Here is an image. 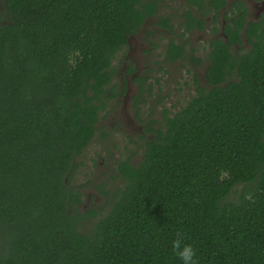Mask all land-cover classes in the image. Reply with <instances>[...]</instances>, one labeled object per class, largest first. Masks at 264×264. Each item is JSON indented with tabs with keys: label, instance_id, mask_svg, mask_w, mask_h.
I'll return each instance as SVG.
<instances>
[{
	"label": "trees",
	"instance_id": "16d2710c",
	"mask_svg": "<svg viewBox=\"0 0 264 264\" xmlns=\"http://www.w3.org/2000/svg\"><path fill=\"white\" fill-rule=\"evenodd\" d=\"M163 1L1 0L0 264H181L177 230L199 264H264V11L248 19L242 0L212 26L204 84L193 75L178 111L142 120L151 86L136 78L135 117L151 135L137 162H116L105 212L79 208V157L127 90L113 61ZM185 1L182 37L227 5ZM156 25L174 29L161 15ZM185 46L170 37L163 60L199 62Z\"/></svg>",
	"mask_w": 264,
	"mask_h": 264
},
{
	"label": "rangeland",
	"instance_id": "374dc122",
	"mask_svg": "<svg viewBox=\"0 0 264 264\" xmlns=\"http://www.w3.org/2000/svg\"><path fill=\"white\" fill-rule=\"evenodd\" d=\"M232 1L227 0V5ZM244 2L248 7L247 18L250 20L256 19L264 11L261 4H255L251 0ZM187 8L185 0L163 1L157 15L146 20L139 31L129 38L128 44L116 55L113 63L118 72L114 82L122 84L124 81L127 90L124 96L109 103L108 109L102 113L99 120V131L79 157L82 164L72 182L75 185H82L80 210L93 206L97 207L100 215L105 212L107 205L103 192L110 196L122 185L115 170L116 162L126 157H130L133 163L137 162L143 147V139L140 135L143 134L146 138L151 135L143 132L144 124L135 117L132 97L140 91V83L136 78L139 76L145 80V90L151 86V93L148 94L146 90L143 94L145 102L140 106V117L142 120L153 119L157 122L162 121L165 108L172 114L195 93L193 75L204 84L207 40L215 35L211 29L213 25H217L218 30L220 29L226 10L221 9L218 12L216 24L212 21L213 13L204 15L205 29L194 30L182 37L180 33L183 29L178 25L182 21V12ZM258 10L260 12L257 14ZM158 15L171 19L174 23L173 32L156 25ZM170 37L178 43L186 44L187 56L191 55L201 60L196 62L188 58L175 63L165 62L162 54ZM130 65L135 69L132 73L127 72ZM159 97L161 100H158ZM91 224L92 220L87 219L82 223L81 228L87 229Z\"/></svg>",
	"mask_w": 264,
	"mask_h": 264
},
{
	"label": "clouds",
	"instance_id": "9594fccd",
	"mask_svg": "<svg viewBox=\"0 0 264 264\" xmlns=\"http://www.w3.org/2000/svg\"><path fill=\"white\" fill-rule=\"evenodd\" d=\"M187 241V235L182 231L177 230L171 241V250L173 254L179 258L181 264H199L196 249Z\"/></svg>",
	"mask_w": 264,
	"mask_h": 264
},
{
	"label": "flooded vegetation",
	"instance_id": "af4514ba",
	"mask_svg": "<svg viewBox=\"0 0 264 264\" xmlns=\"http://www.w3.org/2000/svg\"><path fill=\"white\" fill-rule=\"evenodd\" d=\"M234 1V0H233ZM232 1V2H233ZM243 2L245 1V0H242ZM251 1H253L255 4L257 3V4H261L263 7H264V0H259V1H257V0H251ZM232 2H230V4L232 3ZM245 3V2H244ZM229 4V5H230ZM229 5H227L226 7H223L222 9H225V10H227L228 9V6ZM263 7H262V9H263ZM221 10V9H220ZM219 10V11H220ZM259 10L261 11V8H259ZM258 10V12H257V14L260 12ZM264 10V9H263ZM218 11V12H219ZM226 12V11H225ZM6 16V14L4 13V10H3V6H2V3H1V0H0V22H2L3 21V19H4V17ZM224 22H225V20H224ZM223 22V23H224ZM208 41H209V39L207 40V44H208Z\"/></svg>",
	"mask_w": 264,
	"mask_h": 264
}]
</instances>
